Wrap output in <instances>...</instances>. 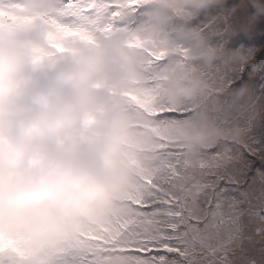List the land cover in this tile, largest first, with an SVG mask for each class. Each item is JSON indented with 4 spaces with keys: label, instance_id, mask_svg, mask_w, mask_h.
<instances>
[{
    "label": "rangeland",
    "instance_id": "obj_1",
    "mask_svg": "<svg viewBox=\"0 0 264 264\" xmlns=\"http://www.w3.org/2000/svg\"><path fill=\"white\" fill-rule=\"evenodd\" d=\"M226 1L190 0L176 10L168 0H139L129 13L132 25L137 16L147 21L146 12L160 3L170 10L164 25L179 20L183 29L177 47L158 31L164 47L151 46L159 52L142 73L144 87L133 88L144 92L142 102L156 110V148L137 165L142 173L133 177L124 171L119 195L125 203L113 204L111 211L135 233L129 239L134 244L143 237L177 239H172V252L154 245L144 254L116 256L102 241L90 258L95 264H264V0H239L228 7ZM10 3L4 2L6 14ZM95 7L104 18L119 15L111 2L97 0ZM20 29L0 27V37ZM142 29L139 23L131 41L147 45L139 35ZM176 73L198 88L190 95L174 92L169 82ZM183 144L186 150L174 149ZM146 204L150 210H140ZM75 224L85 230L90 225L85 217L70 222L48 250L89 252L91 240L78 243L69 234ZM99 233L108 235L104 239H128L108 225Z\"/></svg>",
    "mask_w": 264,
    "mask_h": 264
},
{
    "label": "clouds",
    "instance_id": "obj_2",
    "mask_svg": "<svg viewBox=\"0 0 264 264\" xmlns=\"http://www.w3.org/2000/svg\"><path fill=\"white\" fill-rule=\"evenodd\" d=\"M168 2L179 10L190 0ZM49 8L41 0L24 14ZM169 11L157 3L146 12L149 23L139 33L146 46L164 47L158 30ZM46 30L36 22L0 37V227L34 250L48 248L70 222L111 203L125 179L128 93L142 80L147 59L128 46V33H114L99 47L78 44L36 62L35 49L51 50ZM169 83L185 95L198 88L179 73Z\"/></svg>",
    "mask_w": 264,
    "mask_h": 264
},
{
    "label": "snow or ice",
    "instance_id": "obj_3",
    "mask_svg": "<svg viewBox=\"0 0 264 264\" xmlns=\"http://www.w3.org/2000/svg\"><path fill=\"white\" fill-rule=\"evenodd\" d=\"M128 2L136 4L139 0H128ZM57 3L59 7L53 11L58 12L60 18L50 15L49 12H35L31 15H16L13 12L5 14L4 18L0 19V27L12 30L13 28L32 26L39 20L47 28L44 33L46 44L55 52L65 51L64 41L70 38L91 39L88 34L90 25L88 17L95 8L97 0H57ZM3 5L4 0H0V13L3 12ZM8 7L18 9L21 13L28 12L27 6L19 3L18 0H14ZM35 51L38 53L35 58L36 62H40L45 57H51L53 54L43 48H37ZM150 205L146 204L140 210L148 211ZM160 206L156 204V207ZM154 241L156 240H142L139 253L144 254L147 244ZM160 247L169 252L175 251L164 243H161ZM0 264H90V262L83 255L70 249L49 251L48 248L34 250L24 247L21 240L7 237L3 228L0 227ZM91 264H95V262H91Z\"/></svg>",
    "mask_w": 264,
    "mask_h": 264
},
{
    "label": "trees",
    "instance_id": "obj_4",
    "mask_svg": "<svg viewBox=\"0 0 264 264\" xmlns=\"http://www.w3.org/2000/svg\"><path fill=\"white\" fill-rule=\"evenodd\" d=\"M226 2H229V4L226 6V7H228V6L234 5L235 2L236 3L239 2V0H227ZM180 15L181 16H186L184 14H180ZM181 26H182V21L178 20V23L176 25H173V26L168 27V28H164V26H162L163 28L160 27V30H158V31H162V34H160V35H162L161 37H163L165 39V41L169 42L170 44L173 43L172 46L177 47L178 46L177 44H179L181 42V36L179 34L180 30L183 29V28H180ZM182 32H183V30H182ZM149 48H151V47L149 46ZM174 149H176V151H179L180 149L186 150V145H184V144L183 145H178ZM93 213H95V212H93ZM74 234H75V236H78L79 238H81L83 240L85 238H87L88 234L92 235L90 230H89L88 234H86V231L83 230L82 228L78 227V226L74 229ZM172 239L173 238H171V236H170L165 241H160V240H156V239L155 240L158 241L159 243L167 244L168 247H171L172 241H173ZM153 246L154 245H150V249H152ZM84 257L88 260V258H90V255L84 254ZM155 264H158V263H155Z\"/></svg>",
    "mask_w": 264,
    "mask_h": 264
},
{
    "label": "bare ground",
    "instance_id": "obj_5",
    "mask_svg": "<svg viewBox=\"0 0 264 264\" xmlns=\"http://www.w3.org/2000/svg\"><path fill=\"white\" fill-rule=\"evenodd\" d=\"M219 166H224V165L219 164ZM141 172H142V171H141ZM125 184L128 185V183H125ZM250 190H251L250 187H248V188H246V189H244V190H242V191H243L244 194H247V193H249ZM262 191H263V188H259V189L257 190L258 198L255 200V203H254L255 205H258V204L260 203V199H259V197L261 196ZM136 195H138V194H137V191H136ZM250 220L255 221L256 218L252 217ZM148 224H149V222L147 221V222L145 223V228H147ZM226 240H227V239H226ZM227 241L229 242V240H227ZM228 245H229L230 249L233 250V242H229Z\"/></svg>",
    "mask_w": 264,
    "mask_h": 264
}]
</instances>
